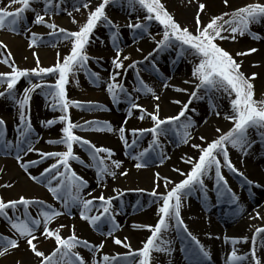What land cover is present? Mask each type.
<instances>
[{"label":"snow or ice","instance_id":"obj_1","mask_svg":"<svg viewBox=\"0 0 264 264\" xmlns=\"http://www.w3.org/2000/svg\"><path fill=\"white\" fill-rule=\"evenodd\" d=\"M189 3L192 0H188ZM61 3H56L55 0H10V4H19L14 11H9L7 8L0 7V29H8L16 32L18 25L25 19L27 12H32L34 18L32 23L47 27L50 31L48 36L55 39L57 42L67 41L70 43L68 54L63 57L57 53V60L54 65L49 67L41 66L39 56L33 52L36 60V67L20 68L12 57V53L8 45L0 40V64L7 65L10 71L0 72V85H6L3 91H0V97H7L14 100L19 108V119L22 127L19 128V137L13 143L5 137L4 128L6 122L0 119V151L5 155L15 153V160L21 169L28 174L29 178L37 183H44L48 187V191L53 197L61 201L64 211L56 207L46 204L45 201L27 198L23 195L18 199H5L0 196V218H3L8 225L12 235L0 233V257L10 254L19 248L20 240H23L28 249L39 260V264H88V261L76 251L77 248H84L93 253L92 264H152V252H166L169 248L162 245L167 244L161 240V235L169 228H174L187 233L191 241L194 242L196 248L193 249V254L198 257L208 258L209 253L200 245L199 240L188 231V226L185 224L181 209L183 200L193 191H205V178H211L214 174L215 184L219 197H227L229 202L236 205V211L242 212L243 208L238 203V197L232 192L228 186V182L222 172V168L226 167L233 173L243 177L244 183L249 187L253 185V181L244 177L242 172L233 164L229 147L236 149L244 154L252 148L255 141L250 138V130H255L256 134L264 139V98L257 100L255 98V85L253 81L257 78L256 73L246 75L242 71L243 61H238L229 51L221 47L218 41L236 40L238 36H244L250 33V26L254 23L264 21V3L255 0V2L246 4L243 7L237 8L231 13L225 12L220 15L212 16L206 23L202 21L201 14L205 11L204 3L198 4V10L195 14V29L190 30L187 26H182L176 19L173 13L169 12L162 0H127L132 11H137V8L143 10L145 15L143 21L137 18L135 22L131 20L127 23V28L134 33L133 42L143 34H149L150 23L155 21L163 26V32L160 40L156 41L157 49L162 51L168 48H179L180 55H192L198 58L192 69L193 80H185V84L192 86V91L187 88L172 86L173 90L178 93H186L188 100H173L172 103L179 105L180 110L176 115L161 117V97L156 94L154 88L147 85L140 77L139 70L136 69L140 61H131L125 67V61L131 58L129 55L123 54V49L119 43V25L112 21L107 15L106 9L110 5H115L118 0H99V3L94 7H90L91 0H77L73 5L74 11H80V7L88 10V15L83 24H79L75 18L72 19L74 24L78 25L75 31L67 30L60 27L55 22L51 21V17L59 11L67 12V9L62 8ZM225 6L228 5V0H223ZM33 4L41 5L38 11ZM77 4L79 6H77ZM69 17L72 12H67ZM47 17V19H46ZM227 17V19L225 18ZM108 26L114 31L111 34V40L115 49V55L112 58L113 71L110 74L109 82L107 83V91L111 95L114 103L127 102L129 107L126 118L121 124L118 131L120 140L124 143L126 154H131L130 150L134 149L139 141L148 134H151L152 140L148 147L143 151L138 152L133 159L137 162V169L148 166V158L150 153L160 148V138L174 134L181 143L187 144L191 139V129L195 127V121L190 113H195V109L191 107L194 101L208 98L209 107L212 113L216 116L220 115L217 110V105L212 103L213 94L224 93L229 96L231 105V114L225 115V119L232 123V127L227 132H221L211 141H206L205 137L199 139L206 146L201 144H192L191 147L199 150V155L196 158L188 157L184 162L190 165V170L183 172L180 169H174L183 177L179 182H174L168 178H163V187L167 190L165 193L158 192L161 180L160 174L155 173L154 187L150 193L155 197L153 203L158 204L159 218L158 222L153 225H144L151 235L148 237L142 248L133 251L129 243H126L127 237L123 240L113 236V233L119 228L116 222L115 209L113 201L124 195L122 190L114 189L117 193L115 196L105 197L103 193L99 196H93L91 199L85 198L82 193L87 187V181L79 176L71 167V161L76 160L83 163L81 158L74 153V145H79L85 149L94 162L98 182L102 183L106 177L117 176L118 169H121L122 161L112 159L114 153L106 147H97L91 141L76 134V130H88L93 128L96 131L113 132L114 129L110 122L86 121L83 125L74 123L70 116V107L92 110L94 108H102L99 104L92 102L81 103L79 101L70 100L67 96L66 85L69 83L70 76H74L78 71L88 70V61L91 59L87 54V46L92 42L94 31L99 25ZM30 32L28 47L31 49L37 45L38 41L43 42V37L30 29H24ZM254 38H259L254 35ZM50 42V41H49ZM54 46V45H53ZM139 51V49H137ZM256 48H250L244 52H237L236 56H246L256 52ZM153 56L149 53L144 57L148 61ZM153 67H155L153 65ZM127 69H136L137 86L129 92L119 78L122 71L126 73ZM158 71V69H156ZM90 78L97 82L100 77L98 73L89 72ZM55 77L54 83H47V79ZM21 78L29 79V87L23 91V96L19 100L16 99V87ZM31 78H36L39 82L33 83ZM166 78L163 87L168 88ZM40 90L45 98L50 101V107L59 109L62 113L58 119H50L41 123L46 127H51L56 123H62L61 136L56 140H49L48 143L63 145L64 151L41 152L32 146V125L30 117L25 114V107L31 100V94ZM133 93L150 95L154 107L153 111H148L137 101L139 95ZM134 112H138V119H150L152 126L150 128H133L126 129L128 118H131ZM130 132L132 139L129 143L127 133ZM33 151L39 153V160H24V156ZM106 155H101V154ZM159 162L164 163L167 159L161 151L158 153ZM46 159H54L55 162L45 168L39 176H33L29 169L41 163ZM110 160V164L106 163ZM63 169V170H61ZM2 171V169H0ZM127 170L119 172L120 176H126ZM53 181H56L55 186H52ZM171 185V186H170ZM260 187L259 184L255 185ZM0 187H12L11 184L0 185ZM143 192L144 189H136ZM91 196V193H88ZM99 207H96V205ZM30 206H39V211L34 217L29 211ZM73 207L79 208L80 219L86 221L95 230L101 234L113 239V243L122 246L128 251L124 254L117 253L116 255L103 254L99 259L95 256L104 248V242L99 244L90 243L87 239H82L76 235L75 225L72 226L70 235L66 238L61 235L60 228L65 225H60L59 228H51L49 225L59 216L70 213ZM23 209L21 212L20 209ZM95 210V214L94 213ZM11 213V214H10ZM255 219H264L257 211ZM107 224V232L103 231L104 225ZM136 227V225H134ZM39 233V235L37 234ZM40 237L44 239L52 238L55 242V249L50 254H45L39 250L38 244ZM233 245L240 243L238 239H233ZM243 242L248 243V238L244 237ZM264 249V227H256L254 235L251 237V248L249 252L239 254L238 249L233 247L232 251L227 255V264H264V258L258 256V250ZM138 258V259H137Z\"/></svg>","mask_w":264,"mask_h":264},{"label":"bare ground","instance_id":"obj_2","mask_svg":"<svg viewBox=\"0 0 264 264\" xmlns=\"http://www.w3.org/2000/svg\"><path fill=\"white\" fill-rule=\"evenodd\" d=\"M210 1L214 2L215 0ZM218 1L224 4L223 0ZM239 1H247L248 4L255 2V0H228V3ZM259 2L264 3V0H259ZM0 3L9 7L8 0H0ZM119 7L120 11H111V16L122 22L121 25H119V41L128 43L133 40V36L131 32L123 30V27L127 25L129 18L134 15H132L133 11L129 7L127 0H123L119 4ZM37 10L39 11V9ZM197 10L198 8H189L184 12L186 14L185 21L187 23L195 22L194 17ZM24 21L27 26L29 24L27 15ZM59 26L66 27V21L61 20ZM23 28V24L21 23L18 25V30L16 32L6 28L0 29L3 33L0 36V40H3L8 45L10 51L17 52L26 48L27 43L15 37V34L20 33ZM258 31H264V21L252 24L250 26V33H246L242 37L238 36L237 38L240 43L248 44V49H257L256 52L248 55V75L256 73L257 78L253 83L260 85L264 82V34ZM31 32H35L43 37V42L38 41L35 47L46 45L51 39L46 30L43 31L42 29L41 32H38V30L33 29ZM254 35L259 38H254ZM142 43L137 42L130 47L133 48V46H138L140 48ZM250 43H252V46H249ZM100 47L101 49L99 52L101 56L108 55L112 52L110 47H113V43L111 40H106L105 44L100 45ZM59 48V44L55 45L53 51H57ZM43 53L47 54V51ZM157 60L158 64L149 61L145 63L144 68L136 67V69L139 70L140 77L143 81L154 88L156 94L161 97V117L176 115L180 110V106L171 101L178 99L182 102H186L188 100V95L186 93L174 91L172 86L187 88L189 92L193 90L191 85L184 83L185 80L192 81V79H190L191 65L183 61L178 53L169 54L164 52L163 55L158 54ZM153 65L155 67H153ZM101 66L105 70V76L110 77L113 71L112 63H108L107 61V63H102ZM136 69L133 81H131L132 79L129 73H125V75L122 73L121 75L122 78L124 77V86L129 92H132L133 88L137 86ZM156 69H158V71H156ZM169 77L170 79L167 80V83L170 86L164 88L163 83L165 79ZM133 95H139V100L137 102L148 111H153L154 102L150 95L137 93H133ZM212 103L218 106L217 110L220 112L219 116L214 115L210 110L208 98L194 101L191 107L196 111L195 113H190V115L195 121V127L190 130L191 139L189 142L187 144L181 143L177 136L172 140L167 136H162L160 138V148L150 153L148 166L140 169L134 166L137 161L133 159V156L148 147L152 140V136L151 134L145 135L139 141L138 145L130 150L131 154H126L124 143L119 138L120 134L115 130L119 129L126 118L129 107L127 102L117 104L113 102L111 97L106 101L98 102L102 108H99L98 112L92 113L91 117L94 118L93 121L110 122L114 129L113 132L96 131L93 130V128H89L88 130L77 129V135L87 140H92L93 144L97 147L103 146L111 149L114 153L112 159L121 160L123 162L121 169L116 170L117 176L115 178L109 176L100 183L97 179L96 168L93 166V161L91 167L86 171L84 168L90 164L87 159L80 157L83 163L74 160L75 172L88 182L84 190L89 189V193H91L92 197L99 196L102 192H105V197L115 196L117 193L114 189L124 192V195L118 199V203H113L116 222L119 224V228L116 229L113 236L119 237L122 240L127 237L126 243L130 244L133 251L142 248L143 244L151 235V232L143 226H154L158 222V204L152 202L155 200V197L150 195L154 187L155 173H159L161 177L158 192L165 193L167 190L163 187V178L166 177L171 181L179 182L183 177L174 171V169L187 172L190 170V165L185 163L184 159L188 157H198L199 150L192 148L191 145L201 144L202 146H206L199 137L203 136L206 141H211L220 134L216 131L217 128L221 129V132H227L232 127V123L225 119L226 114H231V105L226 102L225 98L220 93L213 94ZM31 105L32 109L28 117H30L32 125V145L35 149L40 150L41 148L38 147L43 145L42 150H44V147L48 148L50 146V143H48L49 140H56L53 133L56 131L57 123L51 127H46L41 122L57 119L56 109L50 107V101L47 100L43 94L35 95L32 98ZM0 108L4 112V117L1 116V119L6 122L4 128L5 137L9 141H16L19 137V128L21 127V121L19 119L20 109L14 103H0ZM146 120H148V118L144 120L138 119V112H134L133 116L128 118L127 124L124 126L128 130L133 128H150L147 126L149 121ZM84 123L85 122L80 124L83 125ZM127 135L129 143H131V133L128 132ZM249 135L255 143L252 148L248 150L247 154L229 147V154L233 164L239 172L244 174V177L254 182L251 187L247 185L246 194L238 189V183L234 182L229 175L233 172L226 167L222 168L228 186L238 197V203L243 208L242 212L238 213L236 211V205L230 203L227 197L218 196L214 174L211 178H205V191L199 189L193 191L183 200L181 209L182 218L188 226V231L199 240L200 245L209 253L208 258L198 257L193 254L192 250L196 248V245L182 229L178 233L174 228H169L166 232L162 233L161 240L167 242V244L162 246L169 248L170 251H153L152 264H227V255L232 251L233 247L238 249L239 254L249 252L254 229L256 227H264V219L254 218L257 211L260 213L261 217H264V139H261V137L256 134L255 130H250ZM161 151L163 155L167 157L163 164L159 162L158 157V153ZM36 152L37 151H33L27 156H24V160H34L31 154L37 156L38 154ZM101 155L106 154L102 153ZM14 156L15 153L13 152L12 155H7L6 157ZM105 162L108 164L111 163L110 160H106ZM0 169H2V171H0V185L11 184L12 187L10 188L13 190V188L19 187L21 184L29 186L31 183L28 174L19 167L16 160L12 161L0 156ZM125 169L128 174L126 176H120L119 172ZM90 170L93 172L91 173L92 176L88 178L85 174L86 172H90ZM29 172L33 176L35 175V171L32 170V167L29 169ZM241 180L244 182L243 177H241ZM256 184H259L260 187H256ZM34 187L37 189L35 184ZM7 189H9V187H0V194L6 192ZM136 189H144V191L140 192L136 191ZM134 191L137 192V198L132 202L127 201L128 197L131 195L129 192L134 193ZM44 197L47 199L48 195L44 194ZM51 205L64 211L63 206H59L58 200L55 198ZM96 207H99L98 203ZM32 210L35 212L33 213L35 217L38 211L34 210L40 209L35 206H30L29 211L32 212ZM93 214H95V210ZM0 224L5 227L3 230H0V233L12 235L7 222L3 218H0ZM60 225H65V227L69 228V231L64 235L65 238L70 235L72 226L75 225L76 235L80 238L87 239L93 244H99L103 241L105 246L100 253L96 254V259H99L103 254L116 255L117 253L124 254L128 251V249L114 244L112 238L106 237L101 234L100 231L95 230L86 221L80 219L79 208L77 207H73L70 213L57 217L49 226L55 229L59 228ZM134 225H136V227H134ZM108 227L109 226L105 224L103 231L107 232ZM37 234L39 235V233ZM244 237L248 238V243L243 242ZM233 239H238L241 242L233 245L231 242ZM50 240L51 238L44 239L40 237V242L38 244L39 250L44 251L46 255L50 254L56 247L54 240L44 245V243ZM76 251L80 252L88 261V264H92V252L84 248H77ZM11 253L21 254L17 260V264H39L38 258L28 249L23 240H20L19 248L10 252V254ZM258 256L264 258V249L258 250ZM133 264H135V261Z\"/></svg>","mask_w":264,"mask_h":264},{"label":"rangeland","instance_id":"obj_3","mask_svg":"<svg viewBox=\"0 0 264 264\" xmlns=\"http://www.w3.org/2000/svg\"><path fill=\"white\" fill-rule=\"evenodd\" d=\"M123 0H118V3L115 5H110L107 7L106 12L107 15L109 16V18L114 21L116 24L121 25V21H118V19L114 18L111 16V11H115L118 12L120 11V7L119 4L122 2ZM8 4L9 7L5 4H1L0 3V7H4L7 8V10L9 11H14L17 7H20L19 4H10V0H8ZM56 3H61V0H55ZM162 2L166 5V7L168 8L169 12L173 13L175 16V19L182 25V26H187L190 30L195 29V22L192 23H187L185 21V17L186 14L184 12H186V10H188L189 8L191 9H196L198 8V4L199 3H204L206 5L205 11L202 13V21L203 22H207L212 16L214 15H220L222 13L228 12L231 13L232 11H234L237 8L243 7L246 4H248L247 1H239V2H234V3H228L227 6H225L224 4H222V2L215 0L210 1V0H192L191 3L188 2V0H162ZM77 3V0H63L62 3V8L67 9V12H72V16L69 17L67 15V12L62 11V12H58L57 14L53 15L51 17V21L55 22L57 25H59V22L61 20H65L66 21V27H63L67 30L70 31H75L78 29V25L74 24L72 22V19L75 18V20L79 23V24H83L87 18L88 15V10L84 9L83 7H80V11H74L73 10V5ZM99 3V0H91V5L90 7H94L96 4ZM33 7H35L36 9L40 10L41 5L39 4H33ZM77 6H79L77 4ZM138 11H133L134 16H132L131 18H129V21L131 20L132 22H135L137 20V18L139 17V19L141 21H143L144 18V11L140 10L139 8H137ZM32 14V15H30ZM27 15V18L29 19V24L26 26L25 25V19L22 21L23 24V29L20 33L15 34L16 38H19L22 40V42H26V48H23L17 52H13L12 53V57L14 59L15 64L20 67V68H33L36 67V60L33 56V52H36L39 56L40 59V63L41 66L43 67H49L55 64L56 60H57V53L60 54L61 57H63L64 55L68 54L69 50H70V43L67 41H60L57 42L55 39L51 38L48 42V44L46 45H40L39 47H33V48H29L28 47V43H29V39H30V32L25 31L24 29H30L31 31H33V29L38 30V32H41V30L43 29V31H50L47 27L42 26V25H35L33 24L31 21L34 18V14L32 12H27L25 14V16ZM73 17V18H72ZM227 19V17H225ZM47 19V17H46ZM61 27V26H60ZM123 30H126L128 32L132 33V36H134V33L132 32V30H130L129 28H127V25H125L123 27ZM2 30H0V36L3 34L1 32ZM112 31H114V29L105 26L103 24L99 25L97 27V29L94 31V35L92 38V42L90 43V45L87 46V54L89 55V57H91V59L88 61V70L87 71H78L75 73L74 76H70L69 78V83L66 85V91H67V96L70 100L73 101H79L81 103H87V102H92L93 104H98V102L100 101H106L108 99L111 98V95L108 93L107 91V83L109 82V77L105 76V70L104 68L101 66L102 63H108L112 61V58L115 55V49L114 46L110 47V49L112 50V52L108 55H103L101 56L99 50L101 49L100 45L105 44L106 40H111V34ZM163 32V26L159 25L158 22H151L150 26H149V34H143L141 35L139 38H137L135 40V42H133V40L131 42L128 43H123L120 42V47L124 50L123 54L125 55H129L130 56V60L129 61H125V67L127 68V64L130 63L131 61H140L141 63L137 64V68H144L145 63L147 62H153L155 64H158V54L163 55L164 52L169 53V54H174V53H178L180 55V50L179 48L173 47V48H168L162 51H155L157 49V43L156 41L160 40L161 35ZM262 34H264V31H258ZM248 34V33H247ZM112 41V40H111ZM142 43V45L140 46V48L138 46H133L130 47L132 44L134 43ZM218 43L220 44L221 47L225 48L227 51H229L238 61H243L242 63V71H244V73L246 75H248V55L246 56H236L237 52H244L248 50V44L245 43H240L238 38H236V40H227V41H218ZM25 44V43H24ZM60 46L59 50L57 51H53V48L55 45ZM54 45V46H53ZM249 46H252V43L249 44ZM130 47V48H129ZM139 49V51L137 50ZM47 51V54H44L43 52ZM149 53H153V56L148 60L145 61L144 57L148 56ZM181 59L183 61H185L186 63L191 65V71H190V79L193 80L192 77V69L194 67V65L196 63H198V58L193 57L192 55L189 54H185L184 56H181ZM6 71H10V69L8 68L7 65L4 64H0V72H6ZM89 72H95L99 74V81L94 82L90 76H89ZM134 72L135 69H127L126 73H129L130 77H131V81H133V77H134ZM123 75H125V73L122 71ZM124 78V77H123ZM123 78L120 77L119 80L120 82H122L124 84ZM31 81L33 83L39 82L36 78H31ZM55 82V77H50L47 79V83H54ZM255 85V98L257 100L264 98V82L260 85L254 84ZM6 87V85H0V91H3L4 88ZM29 87V79L26 78H21V80L18 82L17 87H16V99L19 100L20 98H22L23 96V91L25 88ZM41 95L43 94L40 90H37L36 92L31 94V100L29 102V104L25 107L24 111L26 116L30 115L31 113V109H32V98L35 95ZM220 94L225 98L226 102L230 104V97L227 96V94H224L222 92H220ZM151 100V99H150ZM0 103H14L18 108V104L7 97H0ZM20 109V108H19ZM99 108H94L92 110H85V109H81V108H77L75 106L70 107V116L71 119L74 123H83L86 121H93L94 118L91 117L92 113L98 112ZM57 113L56 117L58 119V117L62 114L59 109H56L55 111ZM4 112L2 111V109L0 108V119L1 116H3ZM4 117V116H3ZM149 121L148 125L149 127L152 126V122L150 119L146 120ZM57 128L56 131L53 133V136L56 139H59L61 136V129L63 127L62 123H57ZM22 127V125H21ZM77 131V130H76ZM170 140L175 139V135L174 134H169L167 136ZM92 142V140H89ZM94 141V140H93ZM13 143H15V141H13ZM93 143V142H92ZM33 146V145H32ZM38 149L41 152H50V151H64L65 147L63 145H56V144H50V146L44 147L43 149V145L39 146ZM38 155L34 156L33 154H31V156L34 158V160H39L40 156L39 153L36 152ZM74 153L76 155H78L81 158H85L87 159L90 164H88V166H86L84 169L87 171L88 168L91 167V163L92 160L89 156V153L81 148L79 145H74ZM30 154V153H28ZM27 154V155H28ZM26 155V156H27ZM0 156L1 157H5L8 158L12 161L15 160L14 157H6L7 155H5L4 153L0 152ZM55 160L54 159H46L43 160L41 163L35 165L34 167H32V170L35 171V175L34 176H39L41 172H43V170L47 167H49L50 164L54 163ZM71 163V167L72 169L75 171V163L74 160L70 162ZM63 170V169H61ZM93 171L90 170V172H86L85 176H88V178H90L92 176ZM232 177V180H234V182L238 183V189L241 192H244L245 194L247 193L246 189H247V184H245L242 180H241V176L237 175L236 173H230L229 174ZM241 181V182H240ZM34 183L37 186V189H35L34 187ZM30 185H26V184H21L19 187L13 188V190L11 188L7 189L6 192L1 193L0 196H2L5 201L9 200V199H18L19 196L23 195L27 198H35V199H39L42 201H45L46 204L51 205L54 201L53 195L48 191V187L46 185V181L44 183H37L33 180H31ZM56 181H53L52 186H55ZM89 189L88 190H83L82 195L85 198L91 199L92 196H89ZM103 194H105V192H102ZM131 193V195L128 197L127 201H134L137 198V192L134 191V193ZM45 195H48V198L46 199L44 197ZM113 203H118V199L114 200ZM58 205L59 206H63L61 201H58ZM36 208H39V206H35ZM20 211H22V208L20 209ZM34 211H39V210H34ZM137 211V210H136ZM32 215H35L33 213L32 210ZM5 227L2 226L0 224V230H3ZM68 227H63L60 228V233L61 235H65V233L68 230ZM53 239L51 238V240L47 243H44V245H47L48 243H51ZM21 254L19 253H11L8 254V256H3L2 258H0V264H17V260L19 258Z\"/></svg>","mask_w":264,"mask_h":264}]
</instances>
